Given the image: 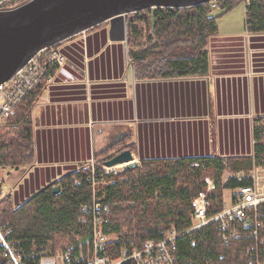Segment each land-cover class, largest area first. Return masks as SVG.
Instances as JSON below:
<instances>
[{"label": "trees", "instance_id": "16d2710c", "mask_svg": "<svg viewBox=\"0 0 264 264\" xmlns=\"http://www.w3.org/2000/svg\"><path fill=\"white\" fill-rule=\"evenodd\" d=\"M27 0H3L1 8H11ZM243 0H217L196 6L151 9L128 14V60L134 64L137 78L155 76H203L208 73V38L218 31L217 19ZM220 8L221 14L212 11ZM245 23L248 31L264 32V0H249ZM96 27V26H95ZM94 28V27H93ZM49 68V72L54 70ZM44 87V80L34 86L14 107V112L0 125V166L20 167L34 160L33 130L30 112ZM254 127L253 156L140 161L133 169L119 173L106 172L101 164L117 142L95 153L100 159L94 177L91 171L79 170L63 175L45 186L17 207L6 194L0 200V225L9 229L6 240L21 264H37L40 256L55 254L59 249L77 246L93 233V217L83 213L81 206L93 195L107 207L101 230L113 238L106 244L111 258L118 257L122 247L141 248L147 240H160L171 230L185 231L192 224V199L205 188L204 176L215 183L209 193L208 215L222 208L223 191L246 184L236 173L249 171L253 165L264 167V118ZM129 146V145H128ZM227 171L233 176L222 180ZM59 186L55 192L54 187ZM264 209L260 206L259 211ZM224 241L218 228L208 224L178 237L175 264H256L249 251L255 241L245 234ZM264 237V228L260 230ZM258 262L264 264V245H258ZM77 255V249L75 250ZM0 264H11L3 257ZM125 264V263H124ZM130 264V263H126Z\"/></svg>", "mask_w": 264, "mask_h": 264}, {"label": "crops", "instance_id": "0c3cea01", "mask_svg": "<svg viewBox=\"0 0 264 264\" xmlns=\"http://www.w3.org/2000/svg\"><path fill=\"white\" fill-rule=\"evenodd\" d=\"M217 27L203 76L137 78L128 42L111 40L108 22L59 43L66 61L30 112L34 160L6 173L14 207L117 142L125 144L109 155L129 148L139 162L253 156L264 118V32L223 19ZM233 175L225 171L224 181Z\"/></svg>", "mask_w": 264, "mask_h": 264}, {"label": "built area", "instance_id": "2783aa9c", "mask_svg": "<svg viewBox=\"0 0 264 264\" xmlns=\"http://www.w3.org/2000/svg\"><path fill=\"white\" fill-rule=\"evenodd\" d=\"M2 1L0 0V3ZM243 3L247 10L249 0H243ZM2 9L5 8L0 7V10ZM65 61L66 57L60 50L59 44L52 45L37 52L13 76L0 83V125L13 114L17 103L39 81L44 80V85L52 82L55 71L62 67ZM51 66L55 68L49 72ZM96 165L95 159H91L85 165L93 177ZM3 168L9 167L0 166V169ZM101 169L108 172L109 168L101 164ZM236 176L239 179L246 177L249 182L234 188L229 201L223 199L222 208L218 212L208 215L209 193L214 189L215 183L211 177L206 176L205 188L198 191L191 202L192 224L189 228L179 233L171 230L160 240H147L141 248L122 247L118 251V257L111 259L106 252V244L113 236L106 235L101 230L102 223L106 221L103 220V214L108 209L93 195L91 200L80 208L83 213L93 217L92 235L84 241L83 246H69L57 254L40 256L37 264H175V240L191 230L208 224L216 225L221 239L226 242L243 236L242 225L248 228L245 235L251 237L256 245L248 255L256 260V264H262L258 262V245H264V237L260 239L259 233L264 228V209L259 211L260 206L264 205V167L253 165L245 174L239 172ZM5 195L0 189V200ZM12 206L14 207L13 202ZM9 233V229L4 230L0 225V247L3 248V257L11 264H21L19 257L6 240ZM76 249L77 255H75Z\"/></svg>", "mask_w": 264, "mask_h": 264}, {"label": "water", "instance_id": "95a60500", "mask_svg": "<svg viewBox=\"0 0 264 264\" xmlns=\"http://www.w3.org/2000/svg\"><path fill=\"white\" fill-rule=\"evenodd\" d=\"M213 0H27L0 10V83L13 76L40 50L108 22L111 40L127 41L128 14L156 8H182ZM132 150L113 152L102 163L113 169L139 166ZM59 191V186L54 187Z\"/></svg>", "mask_w": 264, "mask_h": 264}, {"label": "rangeland", "instance_id": "374dc122", "mask_svg": "<svg viewBox=\"0 0 264 264\" xmlns=\"http://www.w3.org/2000/svg\"><path fill=\"white\" fill-rule=\"evenodd\" d=\"M244 7H245V5H244L243 2H240V3L236 4L229 11L225 12L224 14H222V16L218 17L217 24L219 25L220 20L223 19V21L226 22V23L227 22H235V21L238 22V21H240L244 25V22H245V9H244ZM221 11H223V10H221L220 8H215L214 10H212V15L213 16H218V15L221 14ZM100 159H103V157H100V158L95 159L96 160V163L100 162L99 161ZM84 168H85V166H84ZM117 170H119V169L109 168L108 169V172L114 171L115 173H119L121 171V170L120 171H117ZM7 171H8V168L0 169V181L2 179L5 180L4 183H2V181H1V183H2L1 184V189H2V192H3L4 195L7 194V192L9 191V184H8V182H6V176H7L6 173H7ZM206 176H209L210 177V175H207L206 174L204 176V178ZM204 178H203V180H204ZM222 180H224L223 179V176H222ZM230 195H231V189H225L223 191V197L225 198L226 201H229ZM84 241H79L77 245L83 246ZM63 249L64 248L59 249L55 254L59 253Z\"/></svg>", "mask_w": 264, "mask_h": 264}, {"label": "flooded vegetation", "instance_id": "af4514ba", "mask_svg": "<svg viewBox=\"0 0 264 264\" xmlns=\"http://www.w3.org/2000/svg\"><path fill=\"white\" fill-rule=\"evenodd\" d=\"M129 149V148H128Z\"/></svg>", "mask_w": 264, "mask_h": 264}]
</instances>
